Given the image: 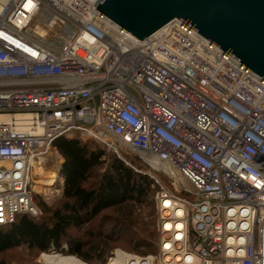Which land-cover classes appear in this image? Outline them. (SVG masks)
Returning <instances> with one entry per match:
<instances>
[{
	"label": "built area",
	"instance_id": "1",
	"mask_svg": "<svg viewBox=\"0 0 264 264\" xmlns=\"http://www.w3.org/2000/svg\"><path fill=\"white\" fill-rule=\"evenodd\" d=\"M98 2L0 0V227L39 215L52 144L77 137L133 153L155 188L156 252L102 264H264V79L179 20L138 40ZM42 9L69 27L59 46L29 31Z\"/></svg>",
	"mask_w": 264,
	"mask_h": 264
},
{
	"label": "trees",
	"instance_id": "2",
	"mask_svg": "<svg viewBox=\"0 0 264 264\" xmlns=\"http://www.w3.org/2000/svg\"><path fill=\"white\" fill-rule=\"evenodd\" d=\"M52 146L62 159L61 195L51 206L33 196L40 210L37 217L17 214L12 223L0 227V264H8L6 254L20 246L38 253L65 244L67 254L89 264L104 263L113 247L156 252L151 199L155 188L137 172L147 169L137 156L121 152V160L77 137L57 138ZM142 205L150 209L144 216Z\"/></svg>",
	"mask_w": 264,
	"mask_h": 264
},
{
	"label": "water",
	"instance_id": "3",
	"mask_svg": "<svg viewBox=\"0 0 264 264\" xmlns=\"http://www.w3.org/2000/svg\"><path fill=\"white\" fill-rule=\"evenodd\" d=\"M95 9L138 40L179 20L264 79V0H99Z\"/></svg>",
	"mask_w": 264,
	"mask_h": 264
},
{
	"label": "rangeland",
	"instance_id": "4",
	"mask_svg": "<svg viewBox=\"0 0 264 264\" xmlns=\"http://www.w3.org/2000/svg\"><path fill=\"white\" fill-rule=\"evenodd\" d=\"M52 13L46 9L40 10L39 14L32 19V21L29 24V31L33 36L41 40L42 42L52 45V46H59L62 43V40L68 35L69 33V27L67 25H58L54 24L52 25ZM88 142V141H86ZM92 143V142H89ZM94 144V143H92ZM96 145V144H94ZM97 146V145H96ZM104 151V150H103ZM105 154H108L109 152L104 151ZM62 159L53 165H48L49 169L47 172H45L46 175L49 178H52L51 180L45 178H42L40 180V184H47L45 186H36L35 193H33V196L37 197L45 206H51L56 200L59 199L61 195V187H62V180L61 178H55L57 171L60 169ZM147 170V169H146ZM144 170V171H146ZM157 176L162 178L163 184L166 187L171 186L169 185V181L166 180L161 173L156 174ZM153 195V194H152ZM152 199V198H151ZM35 204V203H34ZM153 205V200H152ZM37 209L39 210L38 206L36 205ZM149 206L148 205H142L139 207V211L141 212L142 216L146 215V213L149 212ZM40 211V210H39ZM32 217V216H31ZM37 217V216H36ZM148 220V218H146ZM115 249H118L122 252L129 253V254H136V255H146V254H153V253H146V254H139L135 252H128L120 247H113L110 250L107 251V254L105 256V261L110 256V253L113 252ZM55 250V249H54ZM156 250V249H155ZM56 252H61L63 254H67L66 251V245H61L60 249L55 250ZM43 252V251H42ZM40 252L36 253L34 251H29L26 249V247L20 246L6 254V259L9 261L8 264H40L38 262V255Z\"/></svg>",
	"mask_w": 264,
	"mask_h": 264
},
{
	"label": "bare ground",
	"instance_id": "5",
	"mask_svg": "<svg viewBox=\"0 0 264 264\" xmlns=\"http://www.w3.org/2000/svg\"><path fill=\"white\" fill-rule=\"evenodd\" d=\"M43 172H44V170H41V171H40V175H39V176H40V177H39L40 179H39V181H38V184H40V180H41L42 178H45V177L48 178V176L43 175V174H44ZM40 185H41V186H45V185H47V184H40ZM118 256H119V255H118V253H117V257H116L114 260H118ZM46 259L48 260L49 264H58V262L53 261V260H50V259H51L50 257H46ZM55 259H56V258H55ZM62 260H63V259H60L59 262L62 261Z\"/></svg>",
	"mask_w": 264,
	"mask_h": 264
}]
</instances>
